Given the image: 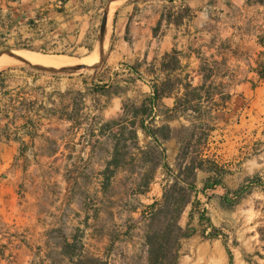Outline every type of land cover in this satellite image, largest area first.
Masks as SVG:
<instances>
[{"label": "rangeland", "instance_id": "1", "mask_svg": "<svg viewBox=\"0 0 264 264\" xmlns=\"http://www.w3.org/2000/svg\"><path fill=\"white\" fill-rule=\"evenodd\" d=\"M171 1L135 2L154 13L164 10L172 15ZM116 2L111 19L127 3ZM229 13L232 17L225 20L220 10L211 8L210 54L202 61L195 59L189 69L184 58L179 66L182 79L192 70L199 73L194 86L204 84L201 110L217 109L206 117L205 126L197 122L190 127L187 119L175 124L177 116L165 123L161 119L165 113L150 112L151 66L146 60L134 65L143 72L141 79L125 65L109 60L111 19L104 38L107 46L101 44L103 56L94 68L60 73L15 61L0 71L5 72L0 77V92L4 91L0 102L21 107L16 115L3 119L15 121L8 130L18 140L17 162L11 170L20 173L21 183L15 192L18 224L0 212V264H149L147 235L155 227L165 233V244L172 245L176 219L180 227L194 229L189 238L179 241V264H224L223 255L211 260V240L221 239L211 238V224L218 230L223 226L211 206V189L202 192L211 176L215 178L214 166L226 172L223 182L235 177L241 181L238 196L228 198L233 206L222 205L233 217L225 243L234 250L235 239L249 242L259 234L264 240V188L245 184L252 177L264 182V101L255 98V89L262 84L254 74L264 34L257 39L255 17H247L241 25L239 12ZM97 32L83 49L24 43L10 49L0 44V54L29 51L86 63L97 48ZM213 57L225 60L226 66H217L211 78ZM186 83L182 81V87ZM246 91L248 95L241 98ZM229 93L240 96L232 106L226 103ZM143 104L150 115L146 124L149 131L157 132L158 143L142 129L140 116L136 119ZM182 139L180 157L185 155L188 164L203 161L204 169L197 171L202 175L196 176L190 203L180 217L183 200L175 195L168 218L153 223L149 207L161 202L174 182ZM237 214L241 218L235 222ZM202 216L207 220L201 221ZM236 257L240 262L239 253ZM245 260L262 264L252 257Z\"/></svg>", "mask_w": 264, "mask_h": 264}, {"label": "crops", "instance_id": "2", "mask_svg": "<svg viewBox=\"0 0 264 264\" xmlns=\"http://www.w3.org/2000/svg\"><path fill=\"white\" fill-rule=\"evenodd\" d=\"M104 3L105 0H0V44L10 49L16 48L20 43L40 48L66 46L86 48L89 36L92 38L99 29ZM170 8L172 15H168L164 10L154 13L151 7L130 1L120 5L111 19L109 60L118 66L125 65L130 69L127 70L128 72L136 73L137 77L141 79L142 77L135 72L133 67L143 60L149 62L151 78L148 82L152 92V80L157 73H160L159 69L165 62V55L171 54L173 51L179 52V66L184 58L186 67L189 69L195 59L202 61L204 56L210 54L211 8L220 10L225 20L232 17L229 12L238 11L239 24L241 25L247 17L253 16L257 22L255 29L258 35L257 39L261 40L259 36L264 34V2L255 0H172ZM228 38L226 37L224 40L227 41ZM262 41L263 44H259L262 52L257 58L258 70L254 71V74L257 76V81L262 84L261 88L255 89V98L264 101V75H261V71L264 70V37H262ZM224 56L227 55L224 53ZM134 68L144 75L140 69ZM190 75L189 78L182 79L180 74L179 78L183 82L191 80L193 87L199 86H194L196 80L194 76L199 73L192 70ZM3 92L1 91L0 95H4ZM152 94L149 95V98ZM184 95L185 90L180 85L177 93L162 97L157 111L166 114L161 118L165 123L170 122L166 116L171 115L177 96L181 98ZM230 95L231 99L226 102L227 106L236 104L240 97L237 93H230ZM247 95L248 91L242 92L241 98ZM13 103H16L15 99ZM203 103L204 101L200 104L201 108ZM0 105V130H3L7 126L9 128L11 122H15L10 119V123H6L3 119L10 118L11 114L16 115L21 107L19 108L15 104L5 105L2 100ZM209 111L211 115V110ZM183 119L186 118L178 117L177 120L174 119L173 123L179 124L180 121H184ZM17 141L11 135L9 138L4 136L0 142V212L4 214L7 221H12L15 224L19 222L15 206V192L21 180L20 173L18 171L13 173L11 167L17 162ZM201 175L202 172L199 171L197 176ZM248 181L247 179L245 184H248ZM240 184L241 181L235 177V180L233 178L227 182L224 181V186H216L211 189V206L217 211L218 217L221 218H219L221 226H223V229L218 230L215 225L211 224V231L218 230L221 238L220 240H211V260L215 261L223 255L224 264H230L229 251H234L232 264H234V259L235 264H250L245 260L249 257L264 264V240L260 238L259 234L252 236L250 238L252 240L249 242L247 238L235 239L238 243L233 246L234 250L225 243L228 238L226 229L231 228L232 224L229 220L233 221V217L230 215L231 212L226 209L229 207L224 208L222 205H225V199L237 192ZM260 187L264 188L261 185ZM238 253L241 257L240 262L236 261Z\"/></svg>", "mask_w": 264, "mask_h": 264}, {"label": "trees", "instance_id": "3", "mask_svg": "<svg viewBox=\"0 0 264 264\" xmlns=\"http://www.w3.org/2000/svg\"><path fill=\"white\" fill-rule=\"evenodd\" d=\"M179 52L173 51L171 54H167L164 57V61L161 68L159 69L160 73L155 76V78L152 80V87H153V94L152 96L147 99L148 105L150 106V112L157 111L159 102L165 95H171L173 93H177L179 90V86L182 85V80L179 78L180 72H179ZM219 65L226 66V61H218L214 57L212 58L211 62V69L208 70V72L211 74V78L213 76H216V67ZM135 72L139 74V76L142 77V75L138 72L136 68L133 67ZM205 70V69H204ZM204 72V71H203ZM163 74V76H162ZM5 75V72H0V77ZM261 75H264V70L261 71ZM191 75L188 74L187 78H189ZM186 78V79H187ZM185 90L189 89L190 91H187L185 93L184 97L176 98L175 107L171 111V115L166 116L167 120L170 119L172 116L177 117H185L187 120L190 121V127H196V123L200 122L201 126H205V120L206 117L210 115V111H202L200 104L202 102L203 96H201V91L204 90V84L193 87L191 80L187 81L186 85L183 86ZM226 101H229L231 99L230 93L226 97ZM196 102V103H195ZM216 105V103H215ZM1 106V105H0ZM146 104H143V107L141 108L140 112L137 114L136 119L140 116V119L138 122L140 123L142 129H144L148 134H151L154 137V140L156 143L159 142L158 137L156 136L157 132L149 131V127L146 124V121L148 120V117L150 115H146L148 113V107H146ZM217 106V105H216ZM191 110V111H190ZM217 109L211 110V114L215 112ZM1 111V108H0ZM8 126L5 127L3 130H0V142H2L3 137L9 138L8 135ZM183 140V139H182ZM184 140L182 141L181 145V151L178 156V160L181 161L178 165V173L175 176L174 182L169 185L168 189L165 190V193L163 195V199L161 202H156L152 205H150L149 209L152 210L151 212V218L150 220L154 223V221L159 219H167L171 207L174 204L175 198L177 195L180 199L183 200L182 206L179 208L178 211V217L182 215L184 212L186 206L190 203L189 197L192 191L195 190V180L197 176V171L204 169L203 167V161L200 163H186L185 155H182L180 157V154L182 153V149L184 146ZM164 156V152L162 151L160 153V156ZM163 162V160H162ZM184 164H186L184 166ZM169 172H171V169H168ZM211 171L215 173V178H211L206 184L204 189H202V192H206L209 189H214L216 186H224V182L222 180L223 174H226L225 171H222L221 169H218L217 166H214V168H211ZM186 174H188L186 176ZM253 184L264 186V182H262V179L259 177H254L253 179L248 181L247 185L253 186ZM238 192H235V196L237 197ZM225 204L228 206H233V203L228 201V199H225ZM207 219L202 216L201 221H206ZM154 226V225H153ZM174 228L177 232V237L172 243L170 244V241H168V244H165L167 241L166 238H164V234L162 231L154 229L147 235V244L149 247V264H179L178 263V250H179V241L183 238H189L194 229L190 228L189 225L186 228H182L179 226L177 219L174 221ZM169 235V234H168ZM220 235L218 230L213 229L211 231V238H218ZM168 237V236H167ZM230 254V264L233 263V255L232 252L229 251Z\"/></svg>", "mask_w": 264, "mask_h": 264}, {"label": "bare ground", "instance_id": "4", "mask_svg": "<svg viewBox=\"0 0 264 264\" xmlns=\"http://www.w3.org/2000/svg\"><path fill=\"white\" fill-rule=\"evenodd\" d=\"M117 3H119V2L113 3L111 12ZM111 17H112V14L110 15V19H111ZM109 27H110V24H109ZM108 31H109V29H108ZM102 44L104 45V48H105L107 46V40L104 39ZM104 48L101 47V49H100L102 54H103ZM99 53H100L99 49L96 48L92 52V54L88 57L86 63L91 64V65L96 63L98 61ZM15 54L17 56H19L20 58L27 60L30 63H33L35 65H39L42 67H66V66L70 67V66H73L74 64L85 62V60L84 61L83 60L76 61L75 59L68 57V56H64V55H43V54H38V53H34V52H29V51H20V52L15 53ZM13 63H15L14 59L9 58L7 56H1L0 57V71L7 68L10 65H12ZM240 218H241V215L237 214L235 217V222H238L240 220Z\"/></svg>", "mask_w": 264, "mask_h": 264}, {"label": "water", "instance_id": "5", "mask_svg": "<svg viewBox=\"0 0 264 264\" xmlns=\"http://www.w3.org/2000/svg\"><path fill=\"white\" fill-rule=\"evenodd\" d=\"M116 1L130 2V1H148V0H109L107 5L105 6V9H104L103 15H102L100 28H99V32H98V37H97V45H96L97 48H101V44L105 38V34H106V31L108 28V24L110 22L111 9H112L113 3ZM1 56H7L9 58L14 59L15 61L25 63V64L31 66L32 68L42 70V71H54V72H60V73H76V72H81V71L87 70L89 68L96 67L99 64L98 62L102 58L103 54L99 53L98 61L92 65L87 64V63H78V64L73 65L71 67H42V66L30 63L25 59L20 58L19 56H17L13 52H2L0 54V57Z\"/></svg>", "mask_w": 264, "mask_h": 264}]
</instances>
